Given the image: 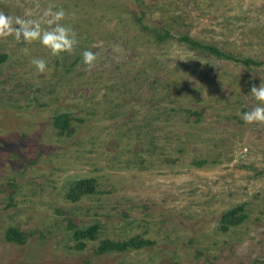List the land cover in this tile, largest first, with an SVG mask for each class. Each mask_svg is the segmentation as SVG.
I'll return each instance as SVG.
<instances>
[{
  "label": "rangeland",
  "instance_id": "1",
  "mask_svg": "<svg viewBox=\"0 0 264 264\" xmlns=\"http://www.w3.org/2000/svg\"><path fill=\"white\" fill-rule=\"evenodd\" d=\"M49 7L72 52L0 38V264H264V124L242 120L264 82V0H0L25 19ZM85 179L95 192L71 198ZM133 238L149 244L99 252Z\"/></svg>",
  "mask_w": 264,
  "mask_h": 264
},
{
  "label": "clouds",
  "instance_id": "2",
  "mask_svg": "<svg viewBox=\"0 0 264 264\" xmlns=\"http://www.w3.org/2000/svg\"><path fill=\"white\" fill-rule=\"evenodd\" d=\"M31 12H26L25 16H31ZM68 13L63 8H47L42 13V20L25 19L21 16L6 14L0 11V38L14 36L16 41L24 43L39 42L48 48L53 56L64 52H72L78 45V38L73 28L64 23ZM46 23L48 28H42L41 23ZM98 53L86 50L83 52V63L89 69L95 66ZM32 64L39 73L48 70L47 61L36 57L32 59ZM250 96L257 104L242 113V120L246 124H264V82L259 87L251 88Z\"/></svg>",
  "mask_w": 264,
  "mask_h": 264
},
{
  "label": "trees",
  "instance_id": "3",
  "mask_svg": "<svg viewBox=\"0 0 264 264\" xmlns=\"http://www.w3.org/2000/svg\"><path fill=\"white\" fill-rule=\"evenodd\" d=\"M167 36H169V35H165V34L162 35L161 34L162 39H165ZM179 40L181 42L191 46L194 49L207 51V52H210L211 54L216 55L218 57H222V58H226L229 60L241 62V63L248 65V66L251 64H259L258 61H254L251 59L241 60V59H238V58L233 57L231 55H228L225 52H223L222 50H220L217 46L201 43V42L193 39L190 36H183ZM5 60H6V56H0V63H4ZM56 126L61 128L62 130H66L69 127V121H68L67 117H65V116L58 117L56 119ZM94 192H95L94 180L85 179V180L78 181L75 184V186L72 188V190L70 192V196H71V198L78 199L83 195L92 194ZM239 210L237 209V210L228 212L224 216V221L226 223L233 222V220L238 217ZM97 232H98L97 226H93V227H90L89 229H86V230L77 231L76 236L78 238H84L87 236L93 237ZM7 238L9 241H12V242H21L23 240L22 234L17 229H11L8 232ZM145 244H149V243H146L144 241H141V240L135 239V238H133L129 241H125V242L105 241L100 246L99 252L102 254L112 252V251L125 252L129 249H132V248L139 249V248L143 247Z\"/></svg>",
  "mask_w": 264,
  "mask_h": 264
}]
</instances>
